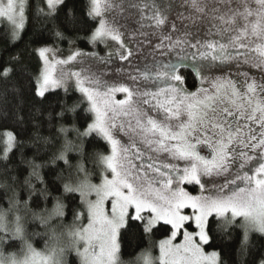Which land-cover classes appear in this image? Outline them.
Listing matches in <instances>:
<instances>
[{
	"label": "snow or ice",
	"instance_id": "obj_1",
	"mask_svg": "<svg viewBox=\"0 0 264 264\" xmlns=\"http://www.w3.org/2000/svg\"><path fill=\"white\" fill-rule=\"evenodd\" d=\"M0 21V264H124L161 229L162 264H264V0H0Z\"/></svg>",
	"mask_w": 264,
	"mask_h": 264
},
{
	"label": "trees",
	"instance_id": "obj_2",
	"mask_svg": "<svg viewBox=\"0 0 264 264\" xmlns=\"http://www.w3.org/2000/svg\"><path fill=\"white\" fill-rule=\"evenodd\" d=\"M38 27V25H37ZM87 27V25L85 26ZM8 29V27L4 24L0 25V57H4L7 55V53L4 51V48L6 46L5 39L3 38L4 32ZM32 35V30L29 28L27 31L24 32L22 39L18 42L17 47L18 48H24L25 44L28 42L29 38ZM79 35L83 37L85 35L84 32H80ZM80 48H87L90 45L87 44L86 41H78ZM59 47L67 49V44H60ZM16 49L13 48V51ZM188 85L192 87V79L191 77H188ZM16 85L18 86L17 82L15 81V78L12 80H0V104L4 103L5 97L7 98L8 101L12 100V95H11V89L13 86ZM10 130V123L6 120H0V133ZM89 168H92V164L89 163ZM99 172L100 169H97ZM94 182H99V179H94ZM192 191L197 192L198 191V186L194 185L192 186ZM2 192V190H0ZM3 209H6L8 207L7 202L3 203ZM70 219V218H69ZM28 230L31 231H39L40 229L35 228L31 221H29L28 225ZM166 236V233L164 232L163 229H161L159 232H157L153 237H151L150 240H144V241H139L136 234L134 231L130 230L124 237V240L122 241V254H121V260L124 262V264H131L133 261H135L139 255L144 253L145 251H154L157 252V245L158 241ZM37 248H42L43 244L39 243L35 245ZM68 262L70 264H79L78 258L75 256L73 253L72 255L67 257Z\"/></svg>",
	"mask_w": 264,
	"mask_h": 264
},
{
	"label": "rangeland",
	"instance_id": "obj_3",
	"mask_svg": "<svg viewBox=\"0 0 264 264\" xmlns=\"http://www.w3.org/2000/svg\"><path fill=\"white\" fill-rule=\"evenodd\" d=\"M125 2H126V0H125ZM157 2L160 3V2H162V0H157ZM116 3H121V0H116ZM2 24L6 25L8 28L10 27V25H8L6 21H0V25H2ZM134 46H135V44H134ZM102 47H103L102 45L98 46V48H102ZM81 49H84L86 51H91L92 50V46L90 45L87 48H81ZM141 51H143V50H141ZM177 51L178 50L167 52L163 57H158V58L159 59H163L165 62L168 61V60H174L176 55H177ZM113 60L115 61L116 66H120V64L122 63V62L118 61V59L115 56L113 57ZM213 75H219V73H214ZM188 87L191 88L189 85H188ZM116 98L117 99H123V95L122 94H117ZM201 155L210 158V150L206 149V148L203 149L201 151ZM94 183H98V182H94ZM181 186L184 187L185 190L188 191L192 195L200 194L199 186H198V191L197 192H193L192 191L191 188H192V186H194L193 184H183ZM206 187H210V185H206ZM188 211H190V210H188ZM164 238H162V239H164ZM159 241H158V245H157V252H154V251H151V250L150 251H145L144 253L139 255L138 258L135 261H133L131 264H145V260L148 261V264H162V261H161V258H160ZM38 249H41V248H38ZM208 250L210 251L211 249H208ZM9 251H15V249H7L5 251V255H7V252H9ZM68 264H70V263L68 262Z\"/></svg>",
	"mask_w": 264,
	"mask_h": 264
}]
</instances>
